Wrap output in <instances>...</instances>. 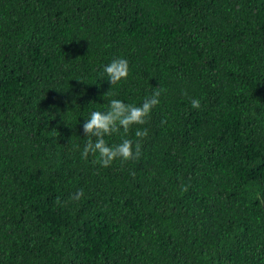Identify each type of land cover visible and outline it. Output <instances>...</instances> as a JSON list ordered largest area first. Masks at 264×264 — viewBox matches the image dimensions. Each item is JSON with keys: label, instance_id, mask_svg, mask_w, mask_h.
I'll use <instances>...</instances> for the list:
<instances>
[{"label": "trees", "instance_id": "16d2710c", "mask_svg": "<svg viewBox=\"0 0 264 264\" xmlns=\"http://www.w3.org/2000/svg\"><path fill=\"white\" fill-rule=\"evenodd\" d=\"M154 88L138 158L80 156ZM0 264H264V0H0Z\"/></svg>", "mask_w": 264, "mask_h": 264}, {"label": "clouds", "instance_id": "9594fccd", "mask_svg": "<svg viewBox=\"0 0 264 264\" xmlns=\"http://www.w3.org/2000/svg\"><path fill=\"white\" fill-rule=\"evenodd\" d=\"M100 78H107L110 84L120 82L128 77L129 62L122 56H116L109 62L101 66ZM105 93V92H104ZM104 93L102 97L105 100ZM160 103V91L154 88L150 95L146 96L140 103H130L125 99L119 98L114 93H108L107 107L94 108L86 119H83V136L87 140L81 146L76 144L80 156L87 158L90 153L99 155V163L102 166L112 164L115 159L121 162L141 155V139L146 137L148 129L146 127H135L133 125H143L152 109ZM192 107H200V99L192 97L190 99ZM134 131V139L127 135L129 130ZM120 134L117 142L109 143L107 137ZM82 195L77 190L73 199H79Z\"/></svg>", "mask_w": 264, "mask_h": 264}]
</instances>
